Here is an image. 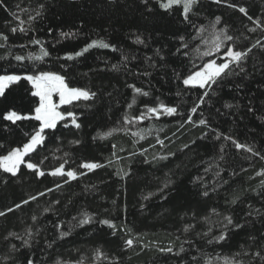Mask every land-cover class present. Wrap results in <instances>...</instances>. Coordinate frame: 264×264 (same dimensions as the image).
<instances>
[{"label": "trees", "instance_id": "trees-1", "mask_svg": "<svg viewBox=\"0 0 264 264\" xmlns=\"http://www.w3.org/2000/svg\"><path fill=\"white\" fill-rule=\"evenodd\" d=\"M216 17V29L227 27L234 38L225 47L251 52L240 64L244 72L236 67L238 74L225 77L215 95L190 113L204 90L185 86L183 78L208 59L222 62L225 51L202 55L211 46ZM0 33L7 37L0 39V75L51 71L70 87L96 94L62 105L80 127L65 117L45 129L43 142L25 157L43 176L26 164L15 175L0 169V264H264V159L223 138L232 136L264 155V0H198L187 20L182 5L163 9L158 0H0ZM137 36L143 43L135 42ZM93 40L115 49L93 47L64 59ZM41 46L48 56L27 59L40 55ZM17 55L26 59L17 61ZM32 93L21 79L0 95V156L39 129L31 117L39 98ZM161 103L177 111L147 113ZM8 111L29 118L8 121ZM141 113L145 117L136 119ZM189 114L194 121L207 119L215 131L184 123ZM86 162L102 166L80 167ZM61 163L65 172H77L75 179L64 183L66 176L49 174ZM83 213L92 217L89 223L80 224ZM225 216L241 227L225 229ZM222 233L223 240L215 239ZM168 247L172 252L160 251Z\"/></svg>", "mask_w": 264, "mask_h": 264}, {"label": "snow or ice", "instance_id": "snow-or-ice-1", "mask_svg": "<svg viewBox=\"0 0 264 264\" xmlns=\"http://www.w3.org/2000/svg\"><path fill=\"white\" fill-rule=\"evenodd\" d=\"M160 7L163 9H170L173 5H182L183 7V15L185 20L188 19V14L192 12L193 7L198 3V0H158ZM215 3H221L222 0H214ZM226 2V0H225ZM230 7H237L235 4L229 5ZM239 12L247 15V11L244 7H239ZM40 15V12H37V16ZM34 19V17L29 16V21ZM249 20H252V17H248ZM221 22L220 17H216L215 21L211 25L213 29L212 33V40H211V46L208 50L204 51L202 53L203 56L211 57L213 53H218L221 51V49H225L223 52V55L221 57L222 62H217L215 59H208L206 63H204L198 70H193L191 74L183 78V84L185 86H193L198 87L199 89H203V93L198 96V102L190 109V113L197 112L198 108L200 107L201 103L206 102V98H209L210 96H214L215 92L213 91L214 86L221 84L225 77L237 75L238 73L235 71L236 67H239V73L244 72V68L240 67L241 62L245 59L246 56L251 52V49H245L244 51L234 50L231 44L227 47H225V42H232L233 37L227 34V27L216 29V24ZM254 23L257 24V26H260L259 21H254ZM250 31H255V28L249 29ZM12 32H16L17 28H12ZM19 31L24 32L26 31L25 28L19 27ZM51 31V29H49ZM197 33H200L204 31L203 26L196 29ZM74 34L71 32H61L60 36L67 38L70 36H73ZM0 39L7 40V37L0 33ZM180 39L183 41V37H180ZM33 44H41V41L33 39L30 41ZM137 44L143 43V41L140 39L139 36L136 37ZM260 42L257 41V44ZM2 46V45H0ZM256 45H253L255 47ZM93 47H100V48H113L115 49L114 45H110L107 42H104L102 40H93L87 45L84 46L79 51H76L74 53H65L64 59L66 60H74L76 57L82 56L85 52H87L89 49ZM181 47H186V45L182 44ZM264 47V46H262ZM179 51V49H178ZM159 54V53H157ZM48 51L41 46L40 49V55L33 56L31 53L28 55L27 59L30 60H42L45 56H48ZM17 61H22L26 59L24 56L17 55L14 57ZM116 65H113V68H116ZM21 79L27 80L29 83H31L32 87L35 89V91L32 93V95L39 97V104L35 107V116L34 119L37 121H40L39 129L31 135L30 139L27 143H24L22 147L12 148L7 152L6 155L0 156V169H2L6 173H11L12 175H15L17 170L22 164H26V167L31 170H35L36 175L43 176L44 172L41 171L38 167V165L26 162L25 157L28 156L29 153L33 152L37 145H40L44 137L42 133L45 129H54L56 127V122L58 120H62L65 118V115L68 117H72V123L79 128L80 125L76 123L75 116L73 112L68 111L66 113H61L57 111L58 105L54 104L52 102V95L53 93L57 94L60 98V104L68 105L72 104L73 101H78L80 99H91L96 94L94 92H90L89 90L82 89V88H76V87H70L65 82V76L60 75L55 72L51 71H38L35 74H28L23 77L19 75L14 74H8V75H0V95L4 94L5 88L9 85L16 83L20 81ZM134 87V86H130ZM237 89L241 87V85L236 86ZM134 91L136 93H141L142 90L140 88H134ZM143 95L147 96L149 93L143 92ZM225 108H231L233 107L232 104L226 103L224 105ZM239 107V105H237ZM162 110V112H161ZM253 109L251 107L248 108V111L251 112ZM147 113H154V114H167L172 115L174 114L177 109L174 107L165 106L164 104H159L157 107H149L146 109ZM146 113H141L139 117H136V119H143L145 117ZM29 117L27 116H21L15 111H8L4 114V119L8 121L15 122L20 119H27ZM260 119L264 120V116H261ZM184 123H193V124H199L203 125L207 128H209L210 131H215V129H212L208 120L205 118H200L198 121H194L191 114L188 115L187 121ZM111 133H103V136L110 135ZM223 134L218 133L217 139L220 138V136ZM143 138V137H141ZM226 140L232 141V144L236 149H244L248 152H251L253 155L261 156L262 159H264V155H262L259 151H255L252 146H249L247 144H241L237 140H235L232 136H224L223 137ZM158 143H162L161 141H157ZM78 143V141H77ZM184 147H188L185 145ZM223 150V148L221 149ZM166 157H160V159H165ZM222 158V157H221ZM102 165L93 163V162H86L82 163L80 167L93 170L95 168L101 167ZM52 176H61L67 177V180L64 181V183H67L68 180L75 179L77 176V172L69 169L66 172L64 171V164L61 163L59 167H56L55 169L51 170L49 173ZM81 175L83 173H80ZM119 174V173H118ZM126 175V173H125ZM199 179V178H198ZM262 184H264V181H262ZM57 188L60 187V185H56ZM167 187V184L165 185ZM46 191H51V189H47ZM38 195L42 196L44 193H38ZM151 195V194H150ZM203 195L207 196L208 192L205 191ZM147 198V197H146ZM35 196H30L29 200H35ZM235 199L232 201V203H235ZM22 204H27L28 200H22ZM14 207L19 208L20 205L17 204ZM8 211H12V209H8ZM44 212H48L49 208L43 209ZM215 211V210H213ZM0 215H4L3 212H0ZM36 217L33 216V220H35ZM75 219V218H74ZM92 217L88 213H83V219L80 220V224H86L89 223ZM224 220L226 223L224 224V228L227 229L229 225H233L234 227H241L239 224H233V219L230 216H225ZM102 224H107L110 227L113 226L111 221L109 220H102L100 221ZM59 227V226H58ZM187 227L185 228V231H187ZM10 235H12L10 233ZM67 235V233L61 232V236ZM206 235V234H205ZM225 237L223 233L215 237L217 240H223ZM24 245H28V240L25 239L23 241ZM127 246H131L133 244L132 239H128L125 241ZM161 252H172V248H161ZM181 251H183V248H181ZM102 255L99 250H97V256ZM28 264H33V261L31 259H28ZM208 264V262H206ZM225 264H232L231 260H227Z\"/></svg>", "mask_w": 264, "mask_h": 264}, {"label": "rangeland", "instance_id": "rangeland-1", "mask_svg": "<svg viewBox=\"0 0 264 264\" xmlns=\"http://www.w3.org/2000/svg\"><path fill=\"white\" fill-rule=\"evenodd\" d=\"M200 68V67H199ZM198 68V69H199ZM198 69H196V70H198ZM31 84V83H30ZM32 86V85H31ZM32 89H33V92L35 91V89L32 87ZM39 98V97H38ZM51 99H52V102L54 103V104H56V105H58V107H57V111H59V112H61V113H63L61 110H60V108H61V106L63 105V104H60V98H59V96L57 95V94H55V93H53V95H52V97H51ZM80 100H84V99H80ZM34 116H35V110H34V113L32 114V118H34ZM65 117H68V116H66L65 115ZM58 121H60V120H58ZM57 121V122H58ZM39 122V124H40V121H38ZM56 122V123H57ZM38 146V145H37ZM6 155V154H5ZM26 166V165H25ZM85 169V168H84ZM11 174V173H10Z\"/></svg>", "mask_w": 264, "mask_h": 264}]
</instances>
